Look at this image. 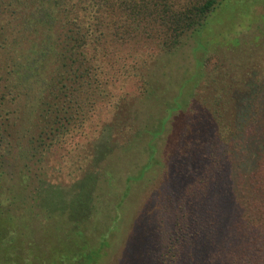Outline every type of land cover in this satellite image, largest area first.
I'll return each mask as SVG.
<instances>
[{
  "label": "trees",
  "instance_id": "1",
  "mask_svg": "<svg viewBox=\"0 0 264 264\" xmlns=\"http://www.w3.org/2000/svg\"><path fill=\"white\" fill-rule=\"evenodd\" d=\"M220 1L0 0V264L111 261L126 192L90 226L98 179H112L100 164L149 133L152 166L181 105L149 128L151 68ZM211 58L173 176L138 229L144 264H264V67L235 77Z\"/></svg>",
  "mask_w": 264,
  "mask_h": 264
},
{
  "label": "rangeland",
  "instance_id": "2",
  "mask_svg": "<svg viewBox=\"0 0 264 264\" xmlns=\"http://www.w3.org/2000/svg\"><path fill=\"white\" fill-rule=\"evenodd\" d=\"M210 56H218L222 67L235 77L242 76L252 64L264 67V0H221L198 29L187 33L175 52L157 56L156 65L149 73L151 93L142 105L146 117L152 115L149 128L159 129V122L168 114L167 109L175 104L176 107L181 106L172 110L162 134L152 141L156 152L149 170H142L149 156L145 143L149 133H145L136 147L130 146L124 152L114 151L107 162L100 164L99 171L108 168L112 171V179L110 182L104 180L106 177L98 179L97 197L89 212L90 226L94 223L99 226L108 224L109 219L115 216L114 205L126 192L119 204L122 218L112 244L119 247L110 254L112 262L144 264L149 235L140 237V230L154 210L155 196L165 180L173 176L177 148L189 125V109L193 106L188 104L189 98L195 87L199 90L207 81L205 77L211 71L209 67H203V61ZM260 69L254 67L257 73ZM197 100L198 97L194 102ZM127 183L130 188L125 189ZM62 189L67 191L70 187ZM137 225L140 226L135 228ZM137 246H141L140 254L136 253L139 252L136 251Z\"/></svg>",
  "mask_w": 264,
  "mask_h": 264
}]
</instances>
